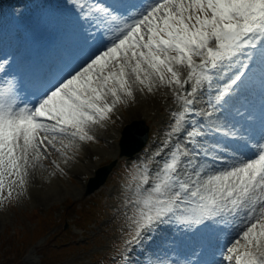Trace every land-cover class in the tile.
Wrapping results in <instances>:
<instances>
[{
	"label": "snow or ice",
	"instance_id": "6c2138e0",
	"mask_svg": "<svg viewBox=\"0 0 264 264\" xmlns=\"http://www.w3.org/2000/svg\"><path fill=\"white\" fill-rule=\"evenodd\" d=\"M66 7L69 41L46 70L0 55V204L26 190L49 147L67 161L66 149L93 140V127L135 98L134 86L173 87L180 111L162 144L169 151L155 172L136 164L125 180L129 238L118 264H264V0ZM162 226L191 232L196 246L145 249Z\"/></svg>",
	"mask_w": 264,
	"mask_h": 264
},
{
	"label": "rangeland",
	"instance_id": "374dc122",
	"mask_svg": "<svg viewBox=\"0 0 264 264\" xmlns=\"http://www.w3.org/2000/svg\"><path fill=\"white\" fill-rule=\"evenodd\" d=\"M40 2H42L41 6L36 4ZM46 3L47 1L43 0H0V55L4 53L14 55L12 50L6 51L8 41L14 38V34L31 39L40 20L44 26L38 29L37 38L51 29L53 17L45 16ZM8 20L12 23L10 24ZM32 21H34V28ZM36 43H41V40L37 39ZM37 44H32L31 49H34ZM15 55L21 57L18 54ZM175 91L181 94L184 92L179 87L175 88ZM134 97L126 104L116 106L110 114L111 118L102 122L110 123L105 130L96 127L98 125L102 127V123L93 127L91 132L94 136L93 140L77 141L74 149H67L73 155L79 152V155L74 157L78 162H75L71 168L68 169L62 162L59 152L48 154L47 158L39 162L40 166L33 168V174L29 172L31 191L19 196L14 193L11 201L0 204V264H101L99 263L101 256H108L105 264H118L117 242L120 241L122 244V236L118 230L127 227V224L122 212H119L123 196L115 197L113 207L114 199L111 193L116 189V179L124 160L119 162L117 171L110 176L106 188L96 197L93 196L94 194H85V183L88 176L98 167L116 159L118 152L115 151L116 141L121 137L122 126L129 119H140V115L145 117L147 115V120L155 128V145L160 146L159 141L167 137L172 124L169 117L171 107L180 108L173 88L160 86L153 92H148L147 89L140 91L138 86H134ZM99 137H105L109 144L100 140ZM86 142L91 143L86 146L89 151H81ZM49 151L53 149L49 147ZM141 159L144 157H138L136 161ZM56 160L69 175L57 174L56 181L53 182L42 177L39 170L48 172L51 168L55 169ZM129 163L130 161H125V164ZM154 166V164L150 165L151 168ZM70 180L72 182L69 183ZM4 195H7L6 190ZM43 196H47L51 201ZM86 206L90 209L98 208L97 220L88 213ZM64 211L68 214H64ZM75 223L84 230L75 228ZM182 234L185 239H188L184 232ZM223 238L224 240L227 238L226 233H223ZM178 240L179 228L165 226L163 239L151 249L174 247L178 250L176 247Z\"/></svg>",
	"mask_w": 264,
	"mask_h": 264
},
{
	"label": "water",
	"instance_id": "95a60500",
	"mask_svg": "<svg viewBox=\"0 0 264 264\" xmlns=\"http://www.w3.org/2000/svg\"><path fill=\"white\" fill-rule=\"evenodd\" d=\"M134 128L136 129L135 133H133V130H131L128 136H126L125 141L127 144L133 145L134 146L133 152H136V151H139L145 144V141L147 139L148 130L143 126L142 123L135 124L133 126V129ZM122 154H130V151L123 150ZM112 165H115V162H113ZM109 169H111V166L108 167V170ZM101 178L104 179V177H101Z\"/></svg>",
	"mask_w": 264,
	"mask_h": 264
},
{
	"label": "bare ground",
	"instance_id": "6f19581e",
	"mask_svg": "<svg viewBox=\"0 0 264 264\" xmlns=\"http://www.w3.org/2000/svg\"><path fill=\"white\" fill-rule=\"evenodd\" d=\"M137 2H140V0H137ZM144 2L145 3H148V2H150V0H144ZM44 9H45V7H44ZM9 21V20H8ZM9 23L11 24L12 22H11V20L9 21ZM23 42H21L20 43V48L22 49V50H24V51H28V50H26V48L23 46ZM42 52L40 51H38L37 52V55L36 56H39L40 54H41ZM51 57L52 56H50L49 58L51 59ZM40 60V59H39ZM41 62H43V61H41ZM51 64V63H50ZM36 68V69H35ZM43 70L42 69V66L40 65V64H36V65H32V68L31 69H29V70ZM184 68L183 67H179L178 66V70L180 71V74H181V79H183L184 78V76H185V71L183 70ZM162 88H168V89H172L173 87H166V86H161ZM177 88V87H176ZM162 93V92H161ZM151 105H152V103H151ZM129 115V114H128ZM146 117H147V115H146ZM148 118V117H147ZM102 127H100V125H98L100 128H102V129H105L106 128V123H102ZM112 135V134H111ZM118 150V148H117V145H116V147H115V151H117ZM84 151H86V150H84ZM29 172L30 173H34V171H33V168L32 169H30L29 170ZM42 177H44V175H41ZM38 177H40V176H38ZM64 196V195H63ZM43 197H45L46 199H48V200H50L51 201V199L50 198H48L47 196H43ZM160 234H162V233H160ZM209 258H211V257H209Z\"/></svg>",
	"mask_w": 264,
	"mask_h": 264
}]
</instances>
